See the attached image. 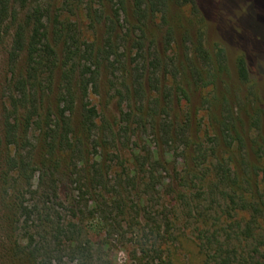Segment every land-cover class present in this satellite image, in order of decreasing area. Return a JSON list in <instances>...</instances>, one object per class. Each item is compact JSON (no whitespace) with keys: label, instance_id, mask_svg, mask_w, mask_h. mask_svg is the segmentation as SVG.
Here are the masks:
<instances>
[{"label":"trees","instance_id":"16d2710c","mask_svg":"<svg viewBox=\"0 0 264 264\" xmlns=\"http://www.w3.org/2000/svg\"><path fill=\"white\" fill-rule=\"evenodd\" d=\"M107 1L112 6L114 19L108 20L103 45L95 48V43L81 40L77 25L65 18L64 13L72 9L71 0H49V3L43 0H0V36L12 31L6 51L8 78L0 123V149L3 150V146L6 149L1 157L4 172L0 176V189L9 194V180L21 182L13 203H9L10 214L15 217L16 224L20 223L26 240L24 246L14 248L15 253L28 264H63L64 258L73 264H100L102 260L96 255L93 239L109 227L130 235L131 250L128 253L135 264H172L169 247L183 234L181 230H177V234L173 232L170 215L176 213V206L165 207V198L160 194L164 187L165 195L183 208L186 227L189 220H193L191 234L201 255V264H264V235H253V231L259 230V218L264 219V200H247L242 193L238 194L240 180L229 164L217 160L212 167L205 165L199 175L191 171V180H183L186 181L183 186L201 190L204 183L210 199L214 198L215 191L229 199L228 213L236 207L250 210L252 215L240 231L236 230L238 224L223 227L216 220L209 219L212 210L202 209L201 192L189 197L182 191L176 192L171 181L165 183L164 165L150 151L141 156L139 149L138 154L125 159L119 149L113 155L106 152L102 155L98 151L103 145L112 143L115 147L119 144L115 141L118 136L109 124L104 119L101 124L98 122L100 115L89 94L90 88H97L103 60L111 69L117 70L116 61L111 60L116 55L112 38L120 15L125 12V0ZM169 1L132 0V15L142 23L147 14L163 10ZM57 2L61 3L58 8ZM18 9L24 11L22 16ZM53 9H56L54 13ZM91 12L94 19L90 27L94 21L107 19L100 9ZM135 27L141 34L133 44L135 52L130 74L138 97L143 92L142 77L146 65L142 49L143 30L140 26ZM58 43L62 46L60 53L55 48ZM198 52L202 60H208V53L202 47ZM153 60L155 74L163 62L158 53ZM237 61L239 75L245 81L246 62L244 58ZM193 75L201 79L195 66ZM75 88L81 93L77 126L73 125ZM178 90L185 95L181 87ZM52 95H55L54 99ZM144 110L140 106L136 112L125 113L124 125L119 127L120 139L132 131L128 125L131 121L143 126L144 117H147L150 121L152 119L151 126L155 128L154 116L158 112L164 113L157 100L149 111L146 110V116L142 114ZM171 128V122L162 119L156 129L155 135L167 146L175 141ZM31 130L37 133L39 148L43 152H39L38 158L34 154L37 145L28 137ZM135 147L137 150V144ZM114 160L115 169L111 164ZM62 167H65L66 176L73 179L75 194L69 206L58 200L52 180L51 197L43 201L42 207L32 198L25 199V195L36 193L32 190L36 176L45 174V171L54 175ZM262 172L264 174V169ZM161 200L162 208L154 210ZM64 210L68 216L63 215ZM250 239L252 242L244 246L243 242ZM107 244V240H103L101 246ZM165 253L168 254L166 259L163 257Z\"/></svg>","mask_w":264,"mask_h":264},{"label":"rangeland","instance_id":"374dc122","mask_svg":"<svg viewBox=\"0 0 264 264\" xmlns=\"http://www.w3.org/2000/svg\"><path fill=\"white\" fill-rule=\"evenodd\" d=\"M43 1L49 3V0ZM191 1L170 0L163 10L147 14L142 23H138L132 15V0H125V12L121 13L112 38L116 55L111 60L116 61L114 64L117 70L111 69L103 60L97 77V88L89 90L91 101L100 115L98 122L101 124L104 119L118 136L115 141L119 144L115 147L112 143L106 146L102 144L103 148L98 151L102 155L104 152L113 155L119 149L124 159L131 158L134 153L138 154L139 149L141 156L150 151L164 165L162 175L165 183L171 181V187L176 192L182 191L189 197L201 192L202 209L212 210L209 219L216 220L223 227L233 224L235 227L238 224L236 230L240 231L252 215L250 210H239L236 207V210L228 213L231 206L228 198L224 199L215 191L214 198L210 199L204 183L200 190L193 186H183L186 182L183 180H191V171L199 175L205 165L212 167L220 160L229 164L240 180L241 189L237 190L238 194L242 193L247 200H264V0ZM71 3L72 9L64 13L65 18L77 25L81 40L95 43V48L101 47L106 37L108 20L114 19L111 4L107 0H71ZM60 4L57 2L56 8ZM97 9L107 19L94 21L90 27L94 19L91 11ZM18 12L20 16L24 14L21 9ZM135 26L143 30L142 49L146 65L142 77L143 92L138 97L130 74L133 68L131 58L135 52L133 44L141 34ZM49 27L51 29L50 24ZM11 35L12 31L0 36V123L6 101L8 74L5 60ZM199 47L208 53V60L201 59ZM55 48L60 53L61 43L56 44ZM156 53L163 65L154 74L153 59ZM239 58H244L246 62L245 81L238 72ZM191 65L199 70L201 79L193 75ZM178 87L183 89L185 95ZM75 91L73 125L77 126L81 93L78 88ZM54 96L51 98L54 99ZM155 100L159 101L164 110V113L158 112L154 116L155 128H152L150 118L144 117L143 126L133 120L128 123L132 131L120 139L119 127L124 125L122 119L125 113L136 112L138 107L143 106L145 110L142 114L146 116V110L149 111ZM162 119H168L172 124L171 132L175 141L170 144L171 147L164 145L155 135ZM28 137L37 145L34 154L38 158L39 152H42L39 137L32 130ZM85 142L89 144L87 140ZM5 150L4 146L3 150L0 149V176L4 172L1 157ZM111 164L115 169L116 161ZM65 167L54 175L45 171V174L36 176L32 181V190L36 193L25 195V199L32 198L42 207L43 201L51 197L53 181L58 200L69 206L75 192L73 179L66 176ZM9 182V194L0 189V264H28L14 250L17 245L24 246L26 240L22 236L20 223L16 224L13 220L15 217L12 218L10 214L9 203H13L18 183L21 182L12 179ZM160 194L165 198L166 208L176 206V213L172 208L174 214L170 215L174 223L173 232L177 234L181 230L183 234L169 247L171 263L201 264V255L191 234L193 220L190 219L186 227L181 205L165 195L164 187L160 189ZM161 205L162 200L154 206V210H160ZM65 214L69 215L64 210ZM258 225L259 230L256 233L253 231V235H264L262 217ZM130 239V235H125L121 230L106 227L101 231L93 239L96 255L102 260L100 264H135L128 253L131 250ZM103 240H107L108 244L101 246ZM249 242L252 239L242 244L245 246ZM167 255L165 253L164 259ZM63 264L73 263L64 258Z\"/></svg>","mask_w":264,"mask_h":264}]
</instances>
